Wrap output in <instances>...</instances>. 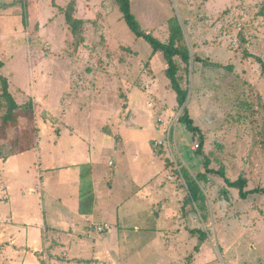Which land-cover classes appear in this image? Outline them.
Here are the masks:
<instances>
[{
	"label": "rangeland",
	"instance_id": "rangeland-1",
	"mask_svg": "<svg viewBox=\"0 0 264 264\" xmlns=\"http://www.w3.org/2000/svg\"><path fill=\"white\" fill-rule=\"evenodd\" d=\"M27 1L29 17L25 26V0H0V60L4 62L0 75L8 78L18 103L32 97L38 102V130L32 136L36 141L39 127L45 126L39 138L42 161L61 162L66 154L80 160L85 156L87 147L79 140H71L72 135H63L58 143L53 139L63 121L74 124L88 140L90 153L100 154H95L100 162L119 163L113 200L124 198L127 194L122 184L128 176L120 164L122 155L103 151L101 138L96 135L98 129L93 125L103 124L105 110L96 103L88 114L95 96L72 92V81L67 77L71 74L73 80H83L87 94L100 86L98 101L109 102H104V109L112 117L119 115L116 110L123 104L113 100L117 94L126 101L128 92L148 93L149 99L136 102L131 119L121 125H112L107 119L102 133L119 134L125 146L143 140L159 150L162 147L155 144L161 140L158 128L162 130L183 113L165 74L164 54L159 51L151 56L153 47L131 30L116 0ZM71 3L74 17L82 20L78 33L66 20ZM131 12L146 33L163 42L169 40L171 23L182 25V42L192 57L189 67L176 57L181 66L179 78L189 90L185 106L201 131L191 132L178 121L173 150L163 154L169 159L173 183L179 191V200L174 202L179 212L166 221L182 229L185 226L187 235L182 239L169 230L156 231L161 220H155L154 215L146 221L149 229L155 227L148 234L158 235L163 244L170 240L176 246L180 241L184 249L190 246L181 255L189 261L200 256L201 264H264V191H253L243 198L226 181L244 175L247 190L264 188V0H131ZM195 56L200 59L195 61ZM65 101L88 106L85 112L71 114L73 121L67 122L60 118L59 111ZM148 103L153 117L146 109ZM45 108L53 112L54 118L47 117ZM168 108L172 114L160 121V114L167 116L164 111ZM172 130L174 133L175 127ZM29 131L28 120L21 118L19 128L9 130V138L20 134L22 143H26ZM36 143L32 141L30 149ZM197 143L205 155L199 148L192 149ZM121 146L122 143L118 145ZM4 149L8 151L10 147L5 144ZM205 156L215 172L208 171ZM35 158L29 155L26 159L33 162ZM198 174H205L199 180L205 200L184 203L189 194L185 176ZM132 218L122 221L131 232L133 224L145 223L140 217ZM100 221L104 220L95 222ZM200 232L205 234L204 239Z\"/></svg>",
	"mask_w": 264,
	"mask_h": 264
},
{
	"label": "crops",
	"instance_id": "crops-1",
	"mask_svg": "<svg viewBox=\"0 0 264 264\" xmlns=\"http://www.w3.org/2000/svg\"><path fill=\"white\" fill-rule=\"evenodd\" d=\"M67 79L72 81V92L88 95L89 98L91 94L95 96L93 104H89L88 114L96 103L105 110L103 124L93 125L98 129L96 135L101 138L103 151L122 155L120 164L127 169L124 172L128 176L122 185L127 195L113 200L119 163L117 165L113 160L100 162V157L95 156L100 154L90 153L88 140L74 124L63 121L58 125L57 135L53 139L58 143L63 135H72L71 140H79L87 147L85 156L80 160L66 154L61 162L54 159L48 163L42 161L39 138L45 126H40L35 148L0 158V264H201L200 256H194L190 261L186 256H181L190 246L184 249L180 241L176 246L170 240L163 244L159 242L158 235L154 237L148 234V230L155 228L151 226L149 229L146 224L152 215L155 220H161L160 223L156 221L155 230L158 232L169 230L182 239L188 232L185 226L182 229L179 224L166 221V218L174 217L179 212L178 204L174 206V202L179 200V191L173 183L175 177L166 164L164 153L159 154L152 142L148 145L139 140L125 146L119 134L102 133L107 119L111 120L112 125L117 122L121 125L123 121L131 119L136 102L145 101L148 93L128 92L126 101H122L117 94L113 100L123 104L116 110L119 115L112 117L106 113L108 109H104V102H109L98 101L100 86L96 90L93 87L92 92L87 94L83 80H73L71 74ZM87 106L65 101L62 110H59L60 118L72 122L74 116H69L85 112ZM149 108L148 103L146 109L152 116ZM50 112L47 111V117L54 118L53 112ZM164 112L167 116L161 113L159 117H168L173 111L168 108ZM63 130L67 133L63 134ZM158 131L161 135L158 139H162L163 128L161 130L159 127ZM120 143L122 146L119 148ZM29 155L36 157L33 162L26 159ZM82 164L91 165L90 178L95 193L93 210L87 214L80 211ZM132 216L140 217L145 222L133 224V232L127 230V224L122 222L133 219ZM96 219L104 221L96 223ZM99 227L103 230L99 231ZM192 241L191 245L194 244Z\"/></svg>",
	"mask_w": 264,
	"mask_h": 264
},
{
	"label": "trees",
	"instance_id": "trees-1",
	"mask_svg": "<svg viewBox=\"0 0 264 264\" xmlns=\"http://www.w3.org/2000/svg\"><path fill=\"white\" fill-rule=\"evenodd\" d=\"M119 4V8L123 13L127 24L131 30L138 36L145 38L153 47L152 57L159 51H162L166 59V70L165 74L169 79V84L176 94V100L178 105L183 108V113L179 118V122L185 123L188 130L191 132L197 133L200 132L198 126L195 125V121L190 117V112L187 106H185L187 97H188V88L183 87L180 82L179 72L181 71V66L177 62L176 57H180L183 64L186 67H189L191 62V52L189 48L182 42L185 40L184 32L182 25L178 23H171L170 25V37L168 42H163L154 36L151 33H146L137 22L135 16L131 12V0H116ZM74 6L72 3L69 4L68 10L66 11V20L71 25L72 31L78 33V26L82 24V20L77 19L73 15ZM23 23L26 26L28 24L29 9L28 1L25 0L23 4L22 12ZM195 56L194 60H199ZM4 66V62L0 60V69ZM1 89H0V112H4L0 115V158H5L12 154H18L24 152L32 147L31 142L34 143L35 140L32 136L38 130L37 120H36V101L33 98H30L23 104L17 102L12 92L10 91V83L6 76L0 75ZM21 118H25L29 123V132L31 135L25 136V139L28 140L26 143H22L21 135H17L15 138H9V130L19 128V121ZM202 143V142H201ZM9 146L10 149L6 151L4 146ZM8 144V145H7ZM201 144H199L200 150ZM159 154H163V149L158 150ZM201 154L205 155L204 153ZM206 161L205 165L210 172H215L214 169L210 168V159L205 156ZM166 164H169V159L165 158ZM81 172V193H80V211L81 213H90L93 210L95 203V193L93 189L91 175V165L82 164ZM217 172L225 175L224 171L218 170ZM188 175V174H187ZM205 177V174H198L196 177L185 176L186 182L188 184V192L184 199V203H190L197 199L205 200L204 196L201 195V188L199 186V180H202ZM229 186L237 188L241 197H246L250 192L264 191V188H256L252 190H247L248 179L244 175H240L237 180H229L226 178ZM200 195L202 196L200 198ZM186 201V202H185ZM192 232L195 229L191 230ZM201 233V232H200ZM202 239H204L205 234L201 233Z\"/></svg>",
	"mask_w": 264,
	"mask_h": 264
},
{
	"label": "built area",
	"instance_id": "built-area-1",
	"mask_svg": "<svg viewBox=\"0 0 264 264\" xmlns=\"http://www.w3.org/2000/svg\"><path fill=\"white\" fill-rule=\"evenodd\" d=\"M162 120H163V118L160 119V121H162ZM174 121L176 122V124H174ZM178 121H179V118L176 117L173 120V122H171L169 124H166V126L163 128V133H164L163 138L161 140H157L155 142L156 145H158V146H160V147H162L164 149L163 150L164 152L168 151V152H166L167 154H169L170 151L173 150V142H172V140H173V137L174 138L176 137V127L178 125L177 124ZM173 127H175L174 133H173V130H172ZM196 148H199V144L198 143L196 145L192 146L193 150H195ZM177 163H178V161H177ZM98 230L102 231L103 229L101 227H99ZM97 264H102V263L99 262Z\"/></svg>",
	"mask_w": 264,
	"mask_h": 264
}]
</instances>
